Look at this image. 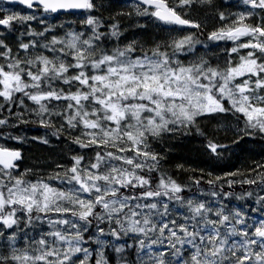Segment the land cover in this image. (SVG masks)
Masks as SVG:
<instances>
[{
  "label": "snow or ice",
  "instance_id": "obj_1",
  "mask_svg": "<svg viewBox=\"0 0 264 264\" xmlns=\"http://www.w3.org/2000/svg\"><path fill=\"white\" fill-rule=\"evenodd\" d=\"M198 7L0 0V264H264V161L223 164L264 139V0L209 4V43ZM54 142L36 174L25 145Z\"/></svg>",
  "mask_w": 264,
  "mask_h": 264
},
{
  "label": "trees",
  "instance_id": "obj_2",
  "mask_svg": "<svg viewBox=\"0 0 264 264\" xmlns=\"http://www.w3.org/2000/svg\"><path fill=\"white\" fill-rule=\"evenodd\" d=\"M195 2L198 4V6H203L205 5L206 7L203 8L202 10L195 11L194 13H191L192 19L198 20L204 27L200 29L193 37L195 41L203 42V43H209L206 39L207 33L209 30L213 29L214 27H218V24L215 20L216 13L213 12L208 5L209 4H215L222 2V0H195ZM234 4H237L239 0H232ZM234 11L236 9H233ZM195 15V16H194ZM150 32L152 33L151 37L149 39L155 38L156 35H162V36H167L168 33H160L159 29L153 27L150 29ZM224 53V49L221 48L218 50L216 56L214 57L215 60H218L220 63L221 68L224 66V60L221 59V56ZM210 55H212L210 53ZM248 67H250L248 65ZM240 71H246L244 69H240ZM205 126H208V122H205ZM32 128V132L36 133L37 131L40 134H43L45 129L39 128L37 129L36 125L30 126ZM213 130H218L216 125H212ZM220 135H223L222 129H219ZM54 139V138H53ZM264 142V139H261L257 137L254 141L245 144L244 148L246 149L245 153L241 156L240 160H236L235 157H232L230 162L229 160H225L223 164H227L229 167H231V164H234L235 167L232 168L233 171H238V175L240 174V171L244 169L245 163L247 165H251L254 162H259V161H264V147H260L259 143ZM172 143H177L176 141H172ZM26 148L29 149L28 152L25 153L27 158L29 156H40L41 158L38 159L41 162L37 163H42V164H48L50 166H54V161L59 158V156L62 154L61 153V148L64 149V154L67 153V145H60L57 143L56 145L53 143L51 147L56 149V154L50 153L46 147L40 146V145H33V144H28L25 145ZM191 146H178L174 150H172L169 155L172 157V159L169 161V166L166 168V171H169L174 174V177L176 175L182 176V178L191 180L190 178L193 176H200L199 170L193 172V167L195 164L199 163V158L197 157L195 152H191L189 150ZM167 151V149H166ZM237 155H240L239 150H237ZM33 158V157H32ZM67 158V156L65 157ZM34 159V158H33ZM186 161H191L192 163H186ZM183 164L185 166L184 170L179 169L177 166ZM177 167V169H176ZM226 174V173H224ZM187 175H190L187 176ZM227 175V174H226ZM182 183H185L184 181H181ZM187 184V183H185ZM216 184H219L216 182ZM215 186V185H214ZM204 188H208L209 186L207 183L203 184ZM239 187V186H237ZM235 194V193H234Z\"/></svg>",
  "mask_w": 264,
  "mask_h": 264
},
{
  "label": "rangeland",
  "instance_id": "obj_3",
  "mask_svg": "<svg viewBox=\"0 0 264 264\" xmlns=\"http://www.w3.org/2000/svg\"><path fill=\"white\" fill-rule=\"evenodd\" d=\"M206 6L205 5H203L202 7L201 6H199L198 7V9H197V11H199V10H202L203 8H205ZM192 13H194V12H192ZM195 16V15H194ZM248 65H244L243 67H242V69H244V70H248ZM58 142H54V144L56 145ZM259 146L260 147H264V142H260L259 143ZM108 147L111 149V148H113L114 147V143H109V145H108ZM34 159H33V158ZM41 157L40 156H38V155H36L35 157L34 156H29L28 158H27V160H26V164L29 166V167H32V168H34L35 169V171H36V174H41V173H45V172H50L51 170H52V168L54 167V166H50L49 164H48V161H47V164H42V163H37V161L38 162H41V161H39L38 159H40ZM176 169H177V167H176ZM187 176H189L190 177V175H187ZM223 178L224 179H232V177H229V176H227L226 174H223ZM240 176L238 175L235 179L237 180V181H239L240 180ZM175 179H177L178 181H184L185 183H191V180H188V179H185V178H182V176H180V175H176L175 176ZM217 183H222V181H218ZM234 203H236L235 201H234Z\"/></svg>",
  "mask_w": 264,
  "mask_h": 264
}]
</instances>
